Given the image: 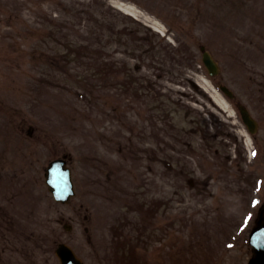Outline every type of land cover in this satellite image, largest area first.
Instances as JSON below:
<instances>
[{
	"label": "rangeland",
	"instance_id": "rangeland-1",
	"mask_svg": "<svg viewBox=\"0 0 264 264\" xmlns=\"http://www.w3.org/2000/svg\"><path fill=\"white\" fill-rule=\"evenodd\" d=\"M226 1L231 40L222 41L212 14L222 0H0V264H59L60 242L86 264H248L264 201V0ZM179 39L196 62L175 55L162 70ZM200 43L219 60L216 81L234 102L200 65ZM150 45L160 57L144 52ZM51 54L68 60L67 74ZM78 55L95 70L109 66L92 76ZM128 73L166 94V115L149 111L152 94L126 91ZM237 102L260 121L255 138ZM148 115L161 133L151 140L139 134ZM199 119L205 142L192 135ZM64 154L77 187L66 206L44 179Z\"/></svg>",
	"mask_w": 264,
	"mask_h": 264
},
{
	"label": "water",
	"instance_id": "water-1",
	"mask_svg": "<svg viewBox=\"0 0 264 264\" xmlns=\"http://www.w3.org/2000/svg\"><path fill=\"white\" fill-rule=\"evenodd\" d=\"M204 61L210 69V72L217 73V66L209 53L204 54ZM222 89L231 95V92L224 86ZM243 117L251 131L257 129V123L250 116L245 108H241ZM46 182L49 185L50 191L54 194L57 201L66 203L69 202L72 196L75 195V189L71 178V171L66 166L65 160L53 161L46 173ZM251 242L254 244L255 256L251 259L249 264H264V220L261 218L258 226L251 235ZM57 254L61 258L62 264H83L82 261L76 257L74 252L65 244H61L57 249Z\"/></svg>",
	"mask_w": 264,
	"mask_h": 264
},
{
	"label": "bare ground",
	"instance_id": "bare-ground-1",
	"mask_svg": "<svg viewBox=\"0 0 264 264\" xmlns=\"http://www.w3.org/2000/svg\"><path fill=\"white\" fill-rule=\"evenodd\" d=\"M221 103H223V102L221 101Z\"/></svg>",
	"mask_w": 264,
	"mask_h": 264
}]
</instances>
